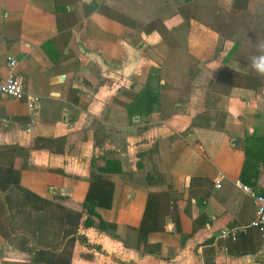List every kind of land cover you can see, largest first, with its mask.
Returning a JSON list of instances; mask_svg holds the SVG:
<instances>
[{
	"label": "crops",
	"instance_id": "0c3cea01",
	"mask_svg": "<svg viewBox=\"0 0 264 264\" xmlns=\"http://www.w3.org/2000/svg\"><path fill=\"white\" fill-rule=\"evenodd\" d=\"M208 2L0 0V62L39 97L0 100V264H264L236 185L264 197V50L216 51ZM91 184L114 230L84 227Z\"/></svg>",
	"mask_w": 264,
	"mask_h": 264
},
{
	"label": "trees",
	"instance_id": "16d2710c",
	"mask_svg": "<svg viewBox=\"0 0 264 264\" xmlns=\"http://www.w3.org/2000/svg\"><path fill=\"white\" fill-rule=\"evenodd\" d=\"M224 1H228V0H217L216 2L218 6L222 7L224 4ZM199 8H202L205 14L210 12V7H200L197 5L194 6V10L196 9V11ZM225 8L227 9V11H230L232 14L240 13L242 15H247L244 18L249 19L248 21H250V18L253 16H261L259 19L255 18L256 19L255 22L250 21V23L257 24L256 25L257 27H259V25L264 27V0H230L228 6ZM217 9L221 10V8L219 7H217ZM205 10H207V12ZM222 40L223 38H220L219 40L218 47L216 50L218 52L221 51L220 44L222 43ZM150 98H151V95L149 92V88L146 86L144 90L142 91L141 95L136 99L137 102L135 103V105L137 107L139 106V104L147 107L145 111L143 112L144 114H149L151 111L152 99ZM134 114H138V113H134V111H132L130 108L129 109L130 117H132ZM120 171H121L120 163L116 160H112V161L110 160L107 162V164L104 167L96 169V172L92 175V180L95 178V176L117 174V173H120ZM91 186H92V189H91ZM102 188L103 187H99L98 184L90 185V190L87 193L86 199L83 203V207H84L83 213L86 215V219L84 221V227H95L98 231L114 230L116 228L115 225L104 222L101 219V217L95 212L96 207H109L110 205V201H111L110 191L111 190L109 191L108 189L107 190L108 192L106 191L107 195H105L104 193L99 194L98 193L99 190L101 191L105 190L104 188L103 189ZM150 231H154V227L152 226L148 227L142 222V224L140 225L139 231H138L139 233L141 232L143 233L142 238L143 237L145 238V235ZM139 237L140 238L138 239H141V235Z\"/></svg>",
	"mask_w": 264,
	"mask_h": 264
},
{
	"label": "rangeland",
	"instance_id": "374dc122",
	"mask_svg": "<svg viewBox=\"0 0 264 264\" xmlns=\"http://www.w3.org/2000/svg\"><path fill=\"white\" fill-rule=\"evenodd\" d=\"M217 0H209L210 12L207 13L209 16L214 15V13L221 6L217 5ZM205 3H207L205 1ZM215 4V5H213ZM217 6V7H216ZM207 12V10H205ZM219 15L216 17L217 19L214 22V27H217L220 31V34L223 38L222 43L220 44V50H244V52L248 51L247 54H252L256 50H262V46H264V27H257V24L250 23V21H256L255 18L259 19L261 16H253L249 19H246L247 15H242L240 13L232 14L227 9L219 10ZM212 20V19H211ZM231 35H237V37L231 38ZM228 39V40H227ZM227 41V42H226ZM224 52V53H225ZM244 54V53H243Z\"/></svg>",
	"mask_w": 264,
	"mask_h": 264
},
{
	"label": "built area",
	"instance_id": "2783aa9c",
	"mask_svg": "<svg viewBox=\"0 0 264 264\" xmlns=\"http://www.w3.org/2000/svg\"><path fill=\"white\" fill-rule=\"evenodd\" d=\"M16 67L17 61L13 58L8 57L4 62H0V100L5 97L15 101H25L33 117L38 109L39 97L25 92L21 77L17 74ZM236 185L244 193L252 195L254 199L256 217L250 223V227L264 232V197L253 195L250 188L241 185L239 182Z\"/></svg>",
	"mask_w": 264,
	"mask_h": 264
},
{
	"label": "clouds",
	"instance_id": "9594fccd",
	"mask_svg": "<svg viewBox=\"0 0 264 264\" xmlns=\"http://www.w3.org/2000/svg\"><path fill=\"white\" fill-rule=\"evenodd\" d=\"M262 50H264V46H262ZM252 66L260 76H264V55L254 57Z\"/></svg>",
	"mask_w": 264,
	"mask_h": 264
}]
</instances>
